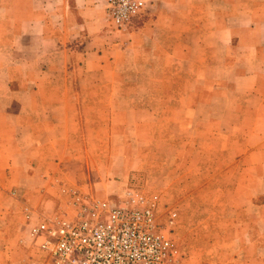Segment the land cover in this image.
<instances>
[{"label": "crops", "instance_id": "obj_1", "mask_svg": "<svg viewBox=\"0 0 264 264\" xmlns=\"http://www.w3.org/2000/svg\"><path fill=\"white\" fill-rule=\"evenodd\" d=\"M149 5L119 33L106 0H0V264H47L65 188L130 186L181 264H264V0Z\"/></svg>", "mask_w": 264, "mask_h": 264}, {"label": "built area", "instance_id": "obj_2", "mask_svg": "<svg viewBox=\"0 0 264 264\" xmlns=\"http://www.w3.org/2000/svg\"><path fill=\"white\" fill-rule=\"evenodd\" d=\"M113 31L131 30L150 0H106ZM71 207L43 215L31 229L47 264H181L172 239L177 212L160 221V196L130 186L119 200H100L65 188ZM27 218L31 210L26 209Z\"/></svg>", "mask_w": 264, "mask_h": 264}, {"label": "rangeland", "instance_id": "obj_3", "mask_svg": "<svg viewBox=\"0 0 264 264\" xmlns=\"http://www.w3.org/2000/svg\"><path fill=\"white\" fill-rule=\"evenodd\" d=\"M150 6V5H149ZM106 14H107V11H106ZM107 21H108V18H107ZM108 24H109V21H108ZM110 25V24H109ZM149 193V192H148ZM159 195V194H158ZM160 196V195H159ZM95 198H97V199H99L100 197H95ZM109 199H113V200H119V198H116V197H112V198H110L109 197ZM109 199H107V200H109ZM160 199H161V197H160ZM100 200H105V199H103V198H100ZM166 213H167V210H166V208L163 210V212H161V215H160V218H162L163 216H165L166 217Z\"/></svg>", "mask_w": 264, "mask_h": 264}]
</instances>
